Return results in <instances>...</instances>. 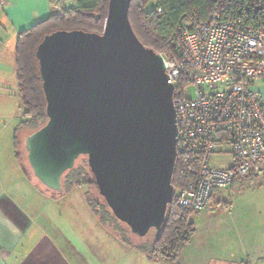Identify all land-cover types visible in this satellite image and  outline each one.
Instances as JSON below:
<instances>
[{
    "label": "water",
    "instance_id": "water-1",
    "mask_svg": "<svg viewBox=\"0 0 264 264\" xmlns=\"http://www.w3.org/2000/svg\"><path fill=\"white\" fill-rule=\"evenodd\" d=\"M131 1H108L102 33L43 37L35 57L47 121L25 149L52 194H62V175L85 156L112 215L143 238L159 234L173 200L178 129L166 60L135 34Z\"/></svg>",
    "mask_w": 264,
    "mask_h": 264
},
{
    "label": "built area",
    "instance_id": "built-area-1",
    "mask_svg": "<svg viewBox=\"0 0 264 264\" xmlns=\"http://www.w3.org/2000/svg\"><path fill=\"white\" fill-rule=\"evenodd\" d=\"M8 4L0 0V10ZM171 40L173 54L165 60L177 151L199 161L194 181L174 196L179 207L196 213L235 179L264 177V108L254 87L264 82V0H213L204 20L177 25ZM217 153L233 156V165H213Z\"/></svg>",
    "mask_w": 264,
    "mask_h": 264
},
{
    "label": "crops",
    "instance_id": "crops-1",
    "mask_svg": "<svg viewBox=\"0 0 264 264\" xmlns=\"http://www.w3.org/2000/svg\"><path fill=\"white\" fill-rule=\"evenodd\" d=\"M8 2L9 4L0 10V57L5 55L10 57L8 62L6 59L0 61V91L4 92L3 99H5L7 89L5 71L8 69L11 72L14 69L15 76V66L11 63L17 35L46 19L52 11V0H8ZM64 7H75V0H70L69 5H64ZM11 84L10 80L8 88ZM15 85L17 87V83ZM254 87L261 95L264 108V82L256 81ZM21 129L18 127L15 130L17 140ZM12 150L15 159L19 162V172H17L14 186L21 185L25 181L39 191L34 190V193H42L44 197L52 199H63L64 196L57 197L47 191L45 186H42L26 171L20 159L16 157L13 138ZM211 162L213 165L229 168L233 165L234 159L229 154L217 153L212 157ZM3 169L9 171V169ZM2 179L0 177L1 188L2 186H13L12 183L8 184ZM251 188V184L247 181L235 180L230 187L214 193L210 206L193 215L196 217L195 221L192 219L196 233L191 242L182 250L176 264H218V262L219 264H264V220L259 208H252L246 200ZM67 195L72 194H66L65 197ZM81 201L82 205H85L83 198ZM85 207L87 209L85 212L88 213L87 223L90 229H94L97 235H100V239L117 240L123 247L120 246L121 251L126 249L139 253L146 259V264H168L150 260L132 246H125L126 244L115 232L103 226L86 205ZM221 207L226 210L222 212ZM198 223L202 228L208 227L205 233L209 241L199 240V237L196 239ZM202 237L206 236L203 234ZM80 240L83 246H86L84 245L85 240L82 238ZM62 246L70 245L61 232H45L40 225L37 226L26 211L22 210L21 206L12 202L7 194L0 195V264H84V258L79 254L72 257L67 256ZM92 246V244L86 246L90 250H85L90 252L91 248L93 252L100 250V248L93 249ZM218 249H221V252L224 251L226 257H218L216 252H212Z\"/></svg>",
    "mask_w": 264,
    "mask_h": 264
},
{
    "label": "trees",
    "instance_id": "trees-1",
    "mask_svg": "<svg viewBox=\"0 0 264 264\" xmlns=\"http://www.w3.org/2000/svg\"><path fill=\"white\" fill-rule=\"evenodd\" d=\"M108 1L75 0V7L72 8H65L61 4L59 10H52L46 19L17 35L14 66L18 95L23 109L22 120L19 123L20 129L25 128L34 132L47 121L46 102L38 61L35 57L38 44L45 35L56 30H83L102 33ZM212 4L213 0H132L129 8V20L138 39L146 47L152 48L164 58H168L173 54L171 36L175 27L181 24L185 18L204 20L211 10ZM16 132L13 137V146L16 157L20 159ZM198 166L199 161L196 156L178 151L172 178L174 193L194 181V171ZM62 179L65 192L72 187L85 184L97 188L87 162L83 166L67 170L62 175L61 181ZM103 202L96 204L87 200L99 222L103 226L111 228V231L115 232L122 242L130 244L122 226H125L128 231L129 228L112 215L104 199ZM194 214L195 212L189 208L179 207L173 195L159 234L156 235L153 230L152 240L146 239L148 234L144 238L138 237L140 241L131 244L132 247L150 260L176 264L182 250L191 242L196 233L195 223L192 220Z\"/></svg>",
    "mask_w": 264,
    "mask_h": 264
},
{
    "label": "rangeland",
    "instance_id": "rangeland-1",
    "mask_svg": "<svg viewBox=\"0 0 264 264\" xmlns=\"http://www.w3.org/2000/svg\"><path fill=\"white\" fill-rule=\"evenodd\" d=\"M69 2L70 0H57L56 7L52 10L57 11L60 9L61 4L69 5ZM182 23L189 24L190 19L185 18ZM9 58L10 57L8 55H5L0 57V61L6 59L8 62ZM11 64L12 66L14 65V55H12ZM10 74L11 76H9ZM5 75L7 79V81H5V84H7L8 89H6L5 92V99L2 98L4 92L0 91V177H2V180L4 181L6 180L8 184L12 183L13 186H2V188L0 187V191H2L0 192V195L7 194L10 200L13 203H16L17 206H21L22 210L26 211L30 215V217L37 223V226L40 225L45 232H61L62 235L66 237L68 244L70 245L62 246L65 249L63 250V252L66 253V255L69 257L77 256L79 254V256L85 259L84 264H146V259L139 253L126 249L121 251L122 245L120 242H118L117 240L113 241L110 238L100 239V235H97L94 229H90L87 223L88 213L85 212V210H87L85 205L94 216L95 214L89 207L87 200H90L91 202L96 204L104 203L95 186L85 184L83 186L72 187L69 191L65 192L62 179L61 182L63 192L62 194L54 195L57 197L64 196L63 199H52L50 197H44L45 195H43L42 193H34V190L35 192L37 190L31 187V185H29L25 181L22 183L23 185L21 184L14 186V184H16L14 181L16 179L17 172H19V162L15 159L12 150V138L15 130L19 127L23 109L18 95L17 87L15 85L16 82L14 69H12L11 72L7 69L5 71ZM10 80L12 84L11 87L8 88ZM186 93L188 96H193L192 89L187 90ZM31 133L32 131H29L25 128H22L20 130L18 134V151L21 161L20 163L33 178H36L28 163L27 151L25 149V138ZM85 163L86 157L80 156L75 161L74 167L77 168L83 166L85 165ZM3 168L9 169V171H5ZM247 183L251 184L252 188L251 192L247 194L246 200L249 202V205L252 208H259L261 217L264 220V177H257L253 182L247 181ZM47 191L52 193V191L50 190ZM69 193L72 195H67L65 197V195ZM82 198L85 200V205H82L81 203ZM221 210L223 212L226 209L221 207ZM192 219L195 221L196 217L193 216ZM122 227L125 230L126 238L131 242L130 244L125 243V246H133L131 244H135L140 241L137 236L130 232V230L128 231V229H125V226ZM109 229L111 231V228ZM207 230L208 227L202 228L198 223V235H196V239L197 237H199V240L202 239L203 241L204 239V241H209L207 238L208 236L205 233ZM153 234L154 231L151 230L146 236V239L152 240ZM203 234L206 237L203 238ZM209 236L212 237V235ZM80 238L85 240L84 245L90 246L92 244L93 249L100 248V250L103 251L99 250L98 252H93L92 248L91 252L86 251L89 248L83 246ZM212 252H216L218 257H226L225 252H221V249L214 250ZM219 263L220 262H218V264Z\"/></svg>",
    "mask_w": 264,
    "mask_h": 264
}]
</instances>
